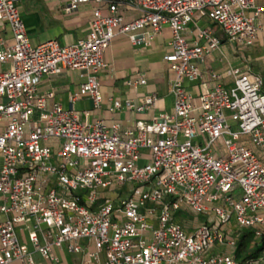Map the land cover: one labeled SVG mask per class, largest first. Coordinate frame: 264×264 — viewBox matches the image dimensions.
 <instances>
[{"label": "built area", "instance_id": "1", "mask_svg": "<svg viewBox=\"0 0 264 264\" xmlns=\"http://www.w3.org/2000/svg\"><path fill=\"white\" fill-rule=\"evenodd\" d=\"M20 2L0 0V26L13 39L0 48V264H35L34 253L55 264L54 249L82 255L83 264H264L237 261L236 237L223 233L234 225L238 236L250 230L264 240V82L248 63H229L217 34L234 50L264 42V0H128L141 12L129 22L119 0H68V13L96 7L87 36L65 46L32 45ZM165 26L171 112L121 130L39 94L43 77L76 72L69 103L87 98L100 109L97 75L113 38L148 47ZM214 53L225 70L202 71ZM155 103L154 94L141 104L109 100L108 112L143 113Z\"/></svg>", "mask_w": 264, "mask_h": 264}, {"label": "crops", "instance_id": "2", "mask_svg": "<svg viewBox=\"0 0 264 264\" xmlns=\"http://www.w3.org/2000/svg\"><path fill=\"white\" fill-rule=\"evenodd\" d=\"M119 1L121 2L119 13L125 21L129 22L141 16V12L130 8L128 0ZM67 5L68 0H21L19 4L21 20L32 45L55 40L60 46H65L76 43L87 36L92 12L96 6L87 3L80 5L76 11L68 13L65 11ZM102 14H107L104 8H102ZM217 34L219 35V32ZM169 39L170 33L166 26L148 47L134 46L124 35L113 38L103 54L105 68L97 75L103 97L100 109L94 110L87 98H81L73 105L69 103V97L77 91L81 83L76 72L64 70L59 74L43 77L38 85L39 94L52 93L53 98L49 101L50 104L59 103L65 109L73 108L78 112L89 111L90 121L102 120L107 126L117 124L121 130L133 129L139 122L150 123L153 117L172 110L173 98L169 93V85L173 76L163 61L164 55L169 52L167 45ZM12 43L13 39L9 29L6 26H0V48L11 46ZM221 43L223 52L225 51L223 50L224 39ZM231 48L234 49L233 46ZM243 51L244 55H237V58L227 57L229 63L240 68L248 63L253 72L260 74L264 82V42L262 38L259 37L250 49ZM219 58V54L214 53L211 58L205 59L200 66L202 71L212 70L222 73L226 66L218 61ZM8 67L9 65L5 64L1 66V69L6 70ZM139 77L146 80L145 85L135 89L126 86L127 80ZM222 84L229 87L231 82L225 80ZM184 87L193 95L201 91L199 83L185 82ZM262 91L264 92V85ZM149 94H154L156 97L154 108L150 111L143 113L126 110L108 112L109 100H132L135 104H141L145 96ZM259 155L264 161V151H260ZM198 222H203V219L200 218ZM223 233L235 236L236 242L241 234L238 236L234 225L226 227ZM17 236L20 242L32 251L27 238L28 232L23 227L17 229ZM214 251L225 252L224 249ZM53 253L58 258L55 264H83L82 255H72L63 249H54ZM33 260L35 264H52L37 253L33 254ZM11 264L19 263L12 262Z\"/></svg>", "mask_w": 264, "mask_h": 264}, {"label": "trees", "instance_id": "3", "mask_svg": "<svg viewBox=\"0 0 264 264\" xmlns=\"http://www.w3.org/2000/svg\"><path fill=\"white\" fill-rule=\"evenodd\" d=\"M250 230L241 232L235 246L234 258L243 263L264 259V240L255 242Z\"/></svg>", "mask_w": 264, "mask_h": 264}, {"label": "rangeland", "instance_id": "4", "mask_svg": "<svg viewBox=\"0 0 264 264\" xmlns=\"http://www.w3.org/2000/svg\"><path fill=\"white\" fill-rule=\"evenodd\" d=\"M218 36L221 40L224 39V36L221 32L219 33ZM223 50H225L223 52L229 58H237V55H239V56L244 55L243 49L238 48V49L234 50L231 48V45H229L227 42H225V44L223 45ZM179 216H180V214L177 213V217H179ZM262 260L264 261V259H262ZM253 261H255V260H253Z\"/></svg>", "mask_w": 264, "mask_h": 264}]
</instances>
